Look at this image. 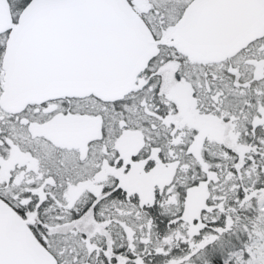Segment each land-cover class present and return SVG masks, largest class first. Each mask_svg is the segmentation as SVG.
Wrapping results in <instances>:
<instances>
[{"label":"snow or ice","instance_id":"obj_1","mask_svg":"<svg viewBox=\"0 0 264 264\" xmlns=\"http://www.w3.org/2000/svg\"><path fill=\"white\" fill-rule=\"evenodd\" d=\"M0 264H264V0H0Z\"/></svg>","mask_w":264,"mask_h":264}]
</instances>
